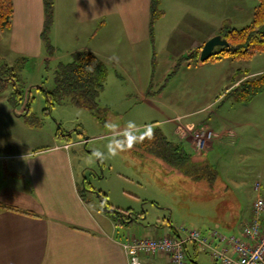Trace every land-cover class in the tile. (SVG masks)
Masks as SVG:
<instances>
[{"label":"rangeland","instance_id":"rangeland-1","mask_svg":"<svg viewBox=\"0 0 264 264\" xmlns=\"http://www.w3.org/2000/svg\"><path fill=\"white\" fill-rule=\"evenodd\" d=\"M177 1L182 4L179 9ZM256 5L257 0H159L160 9L167 12L154 22L153 42L138 44L135 52L122 44V57H110L122 64V71L112 62L107 67L98 99L100 110L95 114L68 99L44 111L47 102L42 89L54 87V70L59 62H70L71 53L54 51V58L47 62L41 55H22L28 58L20 73L25 96L13 104L9 100L12 85L7 83L0 90V152L35 150L63 136L73 142L72 164L80 168L78 187L88 209L102 219L99 209L117 223V214L108 209L126 216L131 213L133 221L119 225L120 232L152 237L156 232L186 228L208 236L209 229L216 228L232 235L230 225L249 215L254 184L264 178V94L248 102H232L224 94L241 76L256 69L264 72V53L247 62L221 58L202 65L197 63L199 57H186L203 37L204 27L220 22L242 28L251 22ZM112 43L121 47L115 39ZM0 56L11 65L20 56L9 50L6 30H0ZM27 119H33L32 125ZM205 123L216 135L225 128L233 134L215 136L210 152L201 156L217 171L212 183L172 169L128 137L159 128L168 140H182L184 149L195 154L200 150L182 130L207 127ZM80 140L82 144H76ZM110 149L116 154L110 155ZM96 151L104 154L102 161L94 156ZM98 193L105 195L108 209ZM187 249L188 264H219L201 246L189 242Z\"/></svg>","mask_w":264,"mask_h":264},{"label":"crops","instance_id":"crops-1","mask_svg":"<svg viewBox=\"0 0 264 264\" xmlns=\"http://www.w3.org/2000/svg\"><path fill=\"white\" fill-rule=\"evenodd\" d=\"M12 1L14 12L10 26L5 29L9 50L20 56L41 55L43 59H53L47 55L40 37L44 24L43 0ZM175 3L177 8L182 5ZM53 15L50 40L54 51L59 53L88 49L110 67L116 60L110 57H122V44L135 52L133 47L145 41L149 43L150 0H54ZM97 26L100 29L95 32ZM221 26L219 22L204 27L203 37L190 51L216 35ZM114 39L121 47L112 46ZM114 65L122 71V64ZM256 70L234 80L227 89L257 75ZM8 108L5 107L7 112ZM205 126L211 129L207 123ZM225 135L233 134L225 128L216 138ZM184 140L191 142L189 138ZM58 141L52 140L35 150L0 152V264H129L122 245L131 236L123 230L120 232L119 225L126 226L123 224L133 220L127 215L128 221L117 223L98 209L100 219L88 209L78 187L80 168L72 164L73 142L63 136ZM82 142L76 141V144ZM67 143L70 146L64 148ZM211 148L208 145L205 152L194 150L192 157L206 160L201 156ZM249 217L250 213L239 224L230 225L232 234L240 235L242 224ZM173 232L176 229L167 233ZM163 234L156 232L152 236ZM141 260L144 264H171L164 254L154 257L142 254Z\"/></svg>","mask_w":264,"mask_h":264},{"label":"trees","instance_id":"trees-1","mask_svg":"<svg viewBox=\"0 0 264 264\" xmlns=\"http://www.w3.org/2000/svg\"><path fill=\"white\" fill-rule=\"evenodd\" d=\"M43 3L44 24L40 37L48 56H52L54 47L50 40V31L54 19V0H43ZM13 12L12 0H0L1 31L10 26ZM163 15L164 10L160 9L159 0H150L149 37L152 42L154 22ZM217 34L225 38L229 45L227 47H217L209 59L230 58L246 61L255 54L264 53V0H257V5L254 8L252 20L249 24L242 28L222 24ZM199 51L190 52L186 58L195 59L199 57ZM47 60L45 59V62ZM27 61L28 58L19 56L11 65L0 57V90L4 89L7 83L12 85L13 90L9 100L13 104H16L25 96L20 85V73ZM89 64H94V71L88 72L85 70ZM107 74V65L92 51L81 49L72 52L70 62H59L57 64L54 70V87L52 89H42L47 102L44 111H49L55 103L68 99L73 104L83 106L95 114L100 110L98 99L104 89ZM261 92H264V72L248 77L233 85L224 94V98H229L232 102H248ZM29 101L28 96L27 108L29 107ZM28 118L30 117L28 116ZM32 118L34 117L32 116ZM30 122L33 123V119H27V123L32 125ZM128 137H131L130 139L140 149H144L146 152L160 158L172 169L180 171L182 174H191L195 180L207 179L209 183H212L216 178L215 168L208 163L207 159H194L192 154L184 149L182 142L168 140L159 128L152 129L144 136L129 134ZM100 198L108 209L109 204L105 195L100 194ZM108 212L111 214L116 213L117 215L115 216L121 223L128 221L129 217L116 209H108ZM189 258L188 256V261Z\"/></svg>","mask_w":264,"mask_h":264},{"label":"built area","instance_id":"built-area-1","mask_svg":"<svg viewBox=\"0 0 264 264\" xmlns=\"http://www.w3.org/2000/svg\"><path fill=\"white\" fill-rule=\"evenodd\" d=\"M181 129V128H179ZM189 132V133H188ZM182 130L183 136H189L194 148L207 149L216 134L207 127L193 131ZM189 134V135H187ZM69 143L64 144L68 148ZM256 197L252 203L250 217L242 224L240 235L225 236L216 229H209V235L197 229H176V232L158 237L131 236L123 243L129 264H144L141 255L154 257L164 254L171 264H187V244L209 250L213 260L219 264H264V186L260 181L254 184ZM222 248H217L218 245ZM231 251V254H229Z\"/></svg>","mask_w":264,"mask_h":264},{"label":"water","instance_id":"water-1","mask_svg":"<svg viewBox=\"0 0 264 264\" xmlns=\"http://www.w3.org/2000/svg\"><path fill=\"white\" fill-rule=\"evenodd\" d=\"M229 43L225 38H223L220 34H216L212 37H210L208 40L205 41L203 44L200 54H199V60L200 61H206L209 59V57L214 53L215 49L219 46H228ZM100 195V193H98ZM129 217L132 219L131 213L128 214Z\"/></svg>","mask_w":264,"mask_h":264},{"label":"clouds","instance_id":"clouds-1","mask_svg":"<svg viewBox=\"0 0 264 264\" xmlns=\"http://www.w3.org/2000/svg\"><path fill=\"white\" fill-rule=\"evenodd\" d=\"M85 70L88 71V72L94 71V64H89V65H87ZM129 127L131 128L132 125L130 124ZM130 138H131V137H130ZM109 154H110V155H115L116 152L110 149V150H109ZM94 156H95L97 159L101 160V161L104 159V154H103L102 152H100V151H96V152L94 153Z\"/></svg>","mask_w":264,"mask_h":264}]
</instances>
